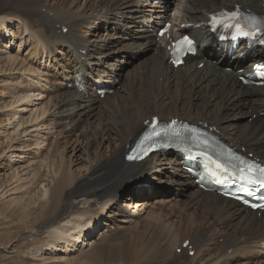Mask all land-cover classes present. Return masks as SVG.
Masks as SVG:
<instances>
[{
	"label": "bare ground",
	"instance_id": "6f19581e",
	"mask_svg": "<svg viewBox=\"0 0 264 264\" xmlns=\"http://www.w3.org/2000/svg\"><path fill=\"white\" fill-rule=\"evenodd\" d=\"M50 2L0 0V65L19 68L29 86L0 92V102L11 99L0 106V174L9 173L0 202H9L16 234L43 218L52 226L31 264H264V213L202 191L179 153L126 160L127 146L158 116L207 124L264 161V87L238 80L263 52L242 59L245 45L230 51L205 28L214 8L238 3L264 14V0ZM166 22L169 39L183 25L196 39L197 55L178 69L168 62L169 39L158 37ZM27 44L36 69L18 59ZM101 87L118 93L113 101L98 96ZM42 134L56 140L46 155L45 143H32Z\"/></svg>",
	"mask_w": 264,
	"mask_h": 264
},
{
	"label": "rangeland",
	"instance_id": "374dc122",
	"mask_svg": "<svg viewBox=\"0 0 264 264\" xmlns=\"http://www.w3.org/2000/svg\"><path fill=\"white\" fill-rule=\"evenodd\" d=\"M48 1H52V2H50V4H53V3H57L58 4V3L66 1V0H63V1L62 0H48ZM129 9L132 12V11L135 10V6L132 5ZM88 26L91 28V25H88ZM17 29H18V27L14 25V30L16 31ZM65 32H67V30H65ZM22 37H24V40H25L26 34L24 36H22ZM89 38H91V37H89ZM26 40H28V38H26ZM126 40H129V39L126 38ZM6 44H8V43L6 42ZM15 45H16V47L13 46V48H15V50L11 49L10 53L12 54V56H14V54H15V56L17 57V46L19 45L18 38L15 40ZM27 46H28V44L26 45L25 48L22 49L20 54H18V59L23 61L22 58H24V59L26 58L24 60L25 63L27 62L26 65H30L29 68H35L36 69L37 66L34 67L33 62L31 61V59L34 58V56L31 57L32 55H30L32 50H31V48H27ZM7 47H9V45ZM3 58L5 59L4 56H3ZM45 61L46 60H44V63H45ZM49 64L51 65V62H49ZM3 65H5V64H3ZM1 67L2 66L0 65V70L2 69L1 70L2 72L0 71V92H1V90L2 91L4 90V92L8 93V91H6V89L7 88H12L14 93H15V95H16L17 93H22L23 94V90H24L25 87L26 88L28 87L27 89H29V86H27L28 84L26 82H23L24 81L23 78H22L23 76L20 77V75H21L20 72L21 71L18 70L19 68H17L16 70L9 71L7 68H5V66H3L2 68ZM124 67H126V68L129 67L130 68L131 64L124 63ZM38 71H39L38 75L45 76L46 71L44 72V69H42V68L39 69L38 68ZM44 80H46V79H44ZM50 86H51V84H49V82H48V87H50ZM117 94H113V95L107 96L108 100L110 99L109 101H111L115 97V95H117ZM11 96L12 95H8V97H11ZM41 97L43 98L44 96L42 95ZM7 99H4L2 102H0V106H2L5 103H8L11 100L10 99L8 101ZM4 101H6V102H4ZM40 102H43V101H38V103H40ZM53 111H54V109H52V111L50 113H52ZM0 116H1L0 120L1 119H3V120L5 119L4 118V113L0 114ZM25 116L27 117L29 115L26 114ZM245 119L249 120L248 117L245 118ZM65 135L67 136V140H69V141H73L77 137V133L74 132V134H73V131H70V132L66 133ZM33 136H34V138L32 140V143L35 140V138L39 139L41 143H43V144L45 143L46 147L45 146L44 147H45V149H47V151H45L43 155H46L48 153V151L50 150V147L53 146L52 143L55 145V141L56 140L54 138V140L52 142L53 138H52L51 135L48 136V135L42 134L40 136H36V135H33ZM239 149L241 150L242 147H240ZM242 152H243V149H242ZM244 153L247 154V155L249 154L248 151H246ZM252 154H254V153H252ZM38 157H41V155L38 154ZM44 157H46V156H44ZM8 175H9V173L3 171L0 174V182L4 183L6 181V179L8 178ZM149 184L154 185L153 183H149ZM155 186H157V185H155ZM31 187H35V185H33ZM170 199H172V201L176 202L177 200L181 199V197H179V199L178 198L176 199L175 196H172ZM34 200H35V196H34ZM154 200H155L154 198H150V203H153ZM8 204H9V202H7V201L0 202V238H2L0 240V264H31V256L29 255L30 251L40 249V247L43 245V242H45V241L47 242L48 237H49L48 231L50 232V230L52 229V226L50 225L49 220H47L46 218H43L41 220H38V222L35 223V224L28 225L26 228L22 229L23 231H21L20 233L16 234L15 233L16 229L14 227L15 222L13 220V217L8 215V211H9ZM9 231L14 233L13 234L14 235V239H13V242H12L13 246H12V244H10V247L12 249H10L9 252H5L6 250L4 248H7V246H8V238H7L8 235H7V233ZM62 256H63L62 254H60V255L58 254L57 257H62ZM44 257L45 258H51V254H49V252H47L44 255ZM32 259H33V257H32ZM51 259H54V258H51Z\"/></svg>",
	"mask_w": 264,
	"mask_h": 264
},
{
	"label": "snow or ice",
	"instance_id": "6c2138e0",
	"mask_svg": "<svg viewBox=\"0 0 264 264\" xmlns=\"http://www.w3.org/2000/svg\"><path fill=\"white\" fill-rule=\"evenodd\" d=\"M161 35H164V33L161 32ZM262 42H264V41H262ZM180 43H181V44H185V43L190 44V41H188L187 38H185V39H184L183 41H181ZM156 134L158 135L159 133H156ZM129 158L132 159L133 157H129ZM216 167H217V168H221V165L217 164ZM249 171H251V169H249ZM241 178L244 179V177H241ZM248 182H249V183H252V182H254V181L249 180ZM260 183H261L262 186H264V180H261Z\"/></svg>",
	"mask_w": 264,
	"mask_h": 264
}]
</instances>
